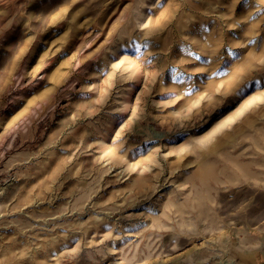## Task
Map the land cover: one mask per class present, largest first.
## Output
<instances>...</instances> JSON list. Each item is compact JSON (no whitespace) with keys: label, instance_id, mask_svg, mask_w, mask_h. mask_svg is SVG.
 Returning <instances> with one entry per match:
<instances>
[{"label":"rangeland","instance_id":"rangeland-1","mask_svg":"<svg viewBox=\"0 0 264 264\" xmlns=\"http://www.w3.org/2000/svg\"><path fill=\"white\" fill-rule=\"evenodd\" d=\"M0 264H264V0H0Z\"/></svg>","mask_w":264,"mask_h":264}]
</instances>
